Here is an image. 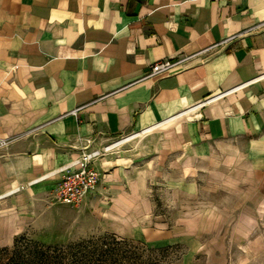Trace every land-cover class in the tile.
<instances>
[{"label": "crops", "instance_id": "1", "mask_svg": "<svg viewBox=\"0 0 264 264\" xmlns=\"http://www.w3.org/2000/svg\"><path fill=\"white\" fill-rule=\"evenodd\" d=\"M152 127L145 170L96 166L101 182L82 203L97 205L91 234L146 236L155 177L186 185L203 162L242 163L263 191L264 0H0V195L35 183L0 200L8 237L52 212L62 167Z\"/></svg>", "mask_w": 264, "mask_h": 264}, {"label": "rangeland", "instance_id": "2", "mask_svg": "<svg viewBox=\"0 0 264 264\" xmlns=\"http://www.w3.org/2000/svg\"><path fill=\"white\" fill-rule=\"evenodd\" d=\"M158 142L145 135L111 151L97 150L94 168L112 171L122 161L145 170L157 158ZM195 166L197 171L182 179L186 185H178L176 172L168 180L169 171H163L169 183L155 177L158 184L148 189L154 224L149 222L146 236L91 234L97 205L84 211L83 204L74 208L50 201L45 209L52 212L25 232L8 237L0 226V264H264L262 179L243 171L242 163ZM56 220L58 233H41Z\"/></svg>", "mask_w": 264, "mask_h": 264}, {"label": "built area", "instance_id": "3", "mask_svg": "<svg viewBox=\"0 0 264 264\" xmlns=\"http://www.w3.org/2000/svg\"><path fill=\"white\" fill-rule=\"evenodd\" d=\"M194 56H185L177 60H164L154 63L151 66L150 72L145 78L157 77L169 73L174 68L186 64L193 59ZM209 101L198 105L202 107ZM9 139H0V148H5L9 145ZM100 155L99 151L86 152L83 151L81 157L72 161L70 164L62 167L59 174L61 175L60 183L51 197V201L56 204H63L77 208L85 201V199L96 193L100 174L94 168V160ZM34 182L29 183L32 185ZM29 185H21L17 187L13 194L24 191Z\"/></svg>", "mask_w": 264, "mask_h": 264}, {"label": "bare ground", "instance_id": "4", "mask_svg": "<svg viewBox=\"0 0 264 264\" xmlns=\"http://www.w3.org/2000/svg\"><path fill=\"white\" fill-rule=\"evenodd\" d=\"M163 124H164V123H163ZM153 131H154V127L149 128V129H147V130H145V131H143V132L134 133V134H132V135H130V136H128V137H125V138H123V139H121V140H119V141H116V142H114V143L108 145V146L106 147L105 151H111V150H113V149H116V148H118V147H120V146H122V145H124V144H126V143H128V142L130 143V141H132V140H135V139L140 138V137H142V136L148 135V134L152 133ZM37 183H38V182H37ZM34 184H35V183H34ZM15 189H16V188H15ZM15 189H12L11 191H9V192H7V193L1 195V196H0V199H3L4 197L9 196L10 194L12 195V194H13V191H14Z\"/></svg>", "mask_w": 264, "mask_h": 264}]
</instances>
